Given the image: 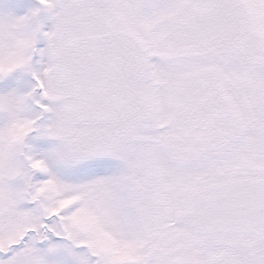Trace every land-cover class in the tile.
Listing matches in <instances>:
<instances>
[{
	"label": "snow or ice",
	"instance_id": "1",
	"mask_svg": "<svg viewBox=\"0 0 264 264\" xmlns=\"http://www.w3.org/2000/svg\"><path fill=\"white\" fill-rule=\"evenodd\" d=\"M18 7L0 264H264V0Z\"/></svg>",
	"mask_w": 264,
	"mask_h": 264
},
{
	"label": "rangeland",
	"instance_id": "2",
	"mask_svg": "<svg viewBox=\"0 0 264 264\" xmlns=\"http://www.w3.org/2000/svg\"><path fill=\"white\" fill-rule=\"evenodd\" d=\"M20 2L21 0H0V12L13 11L21 14L23 8L18 7ZM23 2L27 4L28 0H23Z\"/></svg>",
	"mask_w": 264,
	"mask_h": 264
}]
</instances>
